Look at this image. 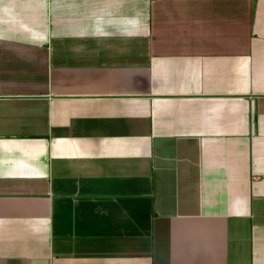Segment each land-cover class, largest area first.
<instances>
[{
    "label": "crops",
    "instance_id": "1",
    "mask_svg": "<svg viewBox=\"0 0 264 264\" xmlns=\"http://www.w3.org/2000/svg\"><path fill=\"white\" fill-rule=\"evenodd\" d=\"M0 264H264V0H0Z\"/></svg>",
    "mask_w": 264,
    "mask_h": 264
}]
</instances>
